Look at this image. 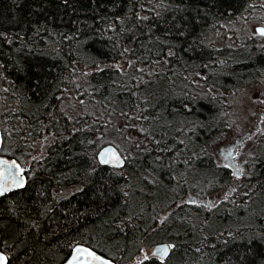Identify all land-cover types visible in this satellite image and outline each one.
I'll list each match as a JSON object with an SVG mask.
<instances>
[{"label":"trees","instance_id":"1","mask_svg":"<svg viewBox=\"0 0 264 264\" xmlns=\"http://www.w3.org/2000/svg\"><path fill=\"white\" fill-rule=\"evenodd\" d=\"M250 4L0 0V156L28 166L0 196L6 264H60L77 243L128 264L157 242L168 256L135 264H264V132L238 174L210 145L227 93L264 78L257 40H207ZM106 143L122 167L98 163Z\"/></svg>","mask_w":264,"mask_h":264},{"label":"rangeland","instance_id":"2","mask_svg":"<svg viewBox=\"0 0 264 264\" xmlns=\"http://www.w3.org/2000/svg\"><path fill=\"white\" fill-rule=\"evenodd\" d=\"M258 24L264 26V0H251L250 7L244 12L211 28L207 33V40L214 47L228 45L230 51H237L246 38L264 45V36L254 31ZM189 74L193 77V72L190 71ZM197 83V80L192 79L191 86L195 90L201 89ZM222 102L230 118L229 125L210 144L211 152L219 164L228 166L233 173L238 174L243 171L244 162L256 148L257 135L264 132V78L235 88L227 93V99ZM152 247L139 253L128 264H135L151 255Z\"/></svg>","mask_w":264,"mask_h":264},{"label":"water","instance_id":"3","mask_svg":"<svg viewBox=\"0 0 264 264\" xmlns=\"http://www.w3.org/2000/svg\"><path fill=\"white\" fill-rule=\"evenodd\" d=\"M261 30H264L263 25L261 24L255 25L254 31L257 34L264 36V34L261 33ZM1 144H2V135H1V130H0V148H1ZM96 158L100 165H105V166L112 167V168H120L125 163V159L122 153L117 148V146L113 143H106L103 146H101L96 152ZM102 160H108L110 162L102 163L101 162ZM0 161L7 162V165H0V172H3L5 174V179H4L5 186L10 189L9 191L5 193L21 188V187L12 186V180H13L14 174H15V179L21 180L24 186L26 179H25L24 168L22 167V165L15 159L5 157V156H0ZM8 166H11L10 169ZM165 247L168 249L166 255H162L161 253L158 252V249L165 248ZM77 248L86 249L87 251L94 253L95 256L100 257V260H93L91 257L87 256V253L77 254L75 252ZM170 248H171V245L168 242H157L150 249V254L156 255L158 258L163 259L168 256L170 252ZM0 254H3L6 257V255L1 250H0ZM74 255H77L76 264H101V261H106L107 264H116L110 258L100 254L99 252L95 251L91 247L81 244V243L75 244L72 247L69 255L60 264H68V262L72 259Z\"/></svg>","mask_w":264,"mask_h":264},{"label":"snow or ice","instance_id":"4","mask_svg":"<svg viewBox=\"0 0 264 264\" xmlns=\"http://www.w3.org/2000/svg\"><path fill=\"white\" fill-rule=\"evenodd\" d=\"M261 33L264 34V30H261ZM101 162L102 163H108L110 161L102 160ZM0 165H7V162L6 161H0ZM8 167L10 169L11 166H8ZM4 179H5V174L3 172H0V195H3V193L10 190L8 187L5 186ZM12 186L13 187H23V182L21 180L15 179V174H14V177L12 180ZM167 251H168V249L166 247L158 249V252L161 253L162 255H166ZM75 252L77 254L87 253V256L91 257L93 260H100V257L95 256L94 253L89 252L86 249L77 248L75 250ZM145 259H148V257L146 256ZM6 261H7V257H5L3 254H0V264H6ZM76 261H77V255H74L72 257V259L68 262V264H76ZM101 264H107V262L101 261Z\"/></svg>","mask_w":264,"mask_h":264},{"label":"bare ground","instance_id":"5","mask_svg":"<svg viewBox=\"0 0 264 264\" xmlns=\"http://www.w3.org/2000/svg\"><path fill=\"white\" fill-rule=\"evenodd\" d=\"M228 26V25H227ZM231 32V31H230ZM231 34V33H230ZM233 35H235V34H233ZM237 36V35H236ZM241 36V35H240ZM239 37V36H238ZM227 38V37H226ZM233 40V39H232ZM212 49H214V48H212ZM234 49V48H233ZM249 52V51H248ZM249 55V54H248ZM246 60V59H245ZM97 159V158H96ZM206 172V171H205ZM25 179H26V176H25ZM207 180V179H206ZM197 181V180H196ZM26 182V181H25ZM188 182H190V181H188ZM217 182V181H216ZM205 183V182H204ZM181 184V183H180ZM192 184V183H191ZM207 185V184H206ZM182 186V185H181ZM186 186V185H185ZM204 186V185H203ZM189 187V186H188ZM192 187V186H191ZM182 188H184V187H182ZM207 188V187H206ZM198 189V188H197ZM204 190V189H203ZM197 191V190H196ZM171 249V248H170ZM4 253V252H3ZM5 254V253H4ZM152 255V254H151ZM153 256H156V255H153ZM7 257V256H6ZM157 257V256H156ZM164 259V258H163Z\"/></svg>","mask_w":264,"mask_h":264}]
</instances>
